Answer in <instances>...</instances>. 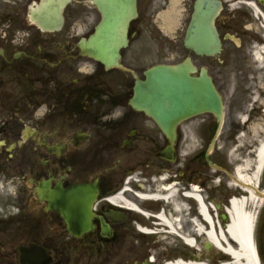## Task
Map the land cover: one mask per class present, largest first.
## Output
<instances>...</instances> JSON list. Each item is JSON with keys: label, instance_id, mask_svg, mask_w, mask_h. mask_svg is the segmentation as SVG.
Masks as SVG:
<instances>
[{"label": "flooded vegetation", "instance_id": "af4514ba", "mask_svg": "<svg viewBox=\"0 0 264 264\" xmlns=\"http://www.w3.org/2000/svg\"><path fill=\"white\" fill-rule=\"evenodd\" d=\"M45 1L0 0V264L227 261L220 247L205 248L199 229L208 224L201 221L194 193L201 191L221 225L232 198L251 192L262 199L264 171L254 184L236 175V166L254 154L257 143L232 149L258 137L225 139L222 150L216 143L215 169L206 159V141L191 156L177 143L167 161L159 156L168 144L162 129L132 105L136 82L153 66L150 20L170 1L138 0L128 46L120 65L110 69L80 46L102 17L92 0H70L66 6L51 0L62 10L50 28L33 16ZM176 1L180 18L189 19L197 0ZM220 2L216 27L222 51L244 56L246 93L252 97L256 86H264V0ZM85 183L99 188L94 227L75 237L51 201L55 189L63 193ZM256 215L252 240L264 264V201Z\"/></svg>", "mask_w": 264, "mask_h": 264}, {"label": "water", "instance_id": "95a60500", "mask_svg": "<svg viewBox=\"0 0 264 264\" xmlns=\"http://www.w3.org/2000/svg\"><path fill=\"white\" fill-rule=\"evenodd\" d=\"M100 9L102 19L90 39L81 44L83 52L110 68L118 65L120 51L128 43L131 19L136 17L137 0H93ZM37 14L43 27H49L46 18L55 17L58 9L45 2ZM218 0H200L197 12L190 20L184 39L185 46L202 55L215 56L221 51L222 42L215 29V18L219 11ZM196 67L187 56L176 64H159L145 72L146 79L136 84L132 104L150 115L163 129L169 145L160 155L166 159L174 152L177 142V126L184 120L201 113H212L217 119V132L213 144L222 129L224 105L206 68L196 76ZM208 158V155H207ZM210 162V160H209ZM98 188L77 185L63 193L54 191L55 208L60 209L68 220L69 229L77 236L91 229L92 209L97 199ZM82 213L75 218L76 210Z\"/></svg>", "mask_w": 264, "mask_h": 264}, {"label": "rangeland", "instance_id": "374dc122", "mask_svg": "<svg viewBox=\"0 0 264 264\" xmlns=\"http://www.w3.org/2000/svg\"><path fill=\"white\" fill-rule=\"evenodd\" d=\"M169 1L168 7L163 5L165 11L158 13L153 21L152 18L150 20V33L152 34L150 44L152 45L153 63H176L187 56H192L193 62L197 66L209 68L220 94L223 95L225 105L223 128L217 142V146L221 150L225 139L263 136L264 110L261 111L260 106L262 105V108H264V86L261 88L262 90L256 86L258 90L252 92V97L246 93L244 56L241 54L239 57H235L236 54L223 52L218 58L206 59L185 49L183 31L187 22V15L183 19L178 18L181 7L176 6V0ZM158 9L159 7L154 10ZM160 32H166L165 34L168 36L163 37ZM258 79L261 81V77ZM216 123V119L212 115L200 116V118L190 119L183 123L180 151L189 154V156L197 153L204 141L211 140L212 125L215 126ZM201 124L206 125L201 127ZM254 129H257L260 133L254 134ZM252 141L254 142V140H247L244 145L235 141L236 143L233 144L232 149L236 146H248V143H252ZM230 159L232 160V158ZM159 238L164 246H170L165 241V236ZM129 240L131 241V238ZM95 259L98 260V258Z\"/></svg>", "mask_w": 264, "mask_h": 264}, {"label": "bare ground", "instance_id": "6f19581e", "mask_svg": "<svg viewBox=\"0 0 264 264\" xmlns=\"http://www.w3.org/2000/svg\"><path fill=\"white\" fill-rule=\"evenodd\" d=\"M257 58L259 55L257 54ZM254 134L260 133L257 129H254ZM264 136V134H263ZM253 143V141H252ZM257 143V147L253 153L248 154V158L243 161L241 165H238L236 168V175L238 178L244 183L250 182L252 184L256 183L258 179V175L261 173L263 169L264 163V138L262 140L257 139L254 141ZM249 146V145H248ZM252 157H256L255 159V166L251 167V162L253 161ZM253 171L252 174L248 175L249 171ZM239 181V183H242ZM174 190L171 189L170 193H172V197L175 200ZM194 196L198 199L200 203V213H202L203 218L201 217V221L203 223L208 222L209 227L205 234H207L208 240L211 244L217 245L221 249L225 251L226 254L229 256V263H221V264H258L256 253L254 251V246L252 243V229L255 226V215L256 209L263 203L260 197L254 196L252 193L249 195L246 194L244 197H239L240 199L232 200L230 208L228 209L229 212V220L223 228H218L215 226L212 219V214L209 211L207 206L202 202V199L197 192L194 193ZM119 197L121 195L119 194ZM160 218L163 222L171 226L170 221L161 213ZM203 227L201 226L199 231L202 233ZM191 237L188 234H185V241L190 245L194 246V241L190 239ZM174 264H212L210 262L202 261V260H178Z\"/></svg>", "mask_w": 264, "mask_h": 264}]
</instances>
